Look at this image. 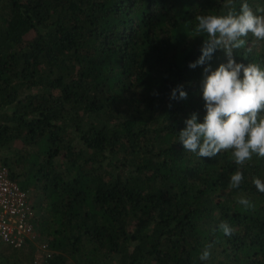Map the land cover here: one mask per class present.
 I'll return each mask as SVG.
<instances>
[{
  "label": "trees",
  "instance_id": "16d2710c",
  "mask_svg": "<svg viewBox=\"0 0 264 264\" xmlns=\"http://www.w3.org/2000/svg\"><path fill=\"white\" fill-rule=\"evenodd\" d=\"M244 2L264 15V0H0V161L35 211L45 264H264V158L241 167L178 142L206 114L195 18ZM233 58L264 67V41L249 34ZM178 85L187 99H170ZM24 248L0 245V264Z\"/></svg>",
  "mask_w": 264,
  "mask_h": 264
},
{
  "label": "clouds",
  "instance_id": "9594fccd",
  "mask_svg": "<svg viewBox=\"0 0 264 264\" xmlns=\"http://www.w3.org/2000/svg\"><path fill=\"white\" fill-rule=\"evenodd\" d=\"M258 11L264 12V9ZM195 19V33L207 39L201 46L200 57L189 67L194 69L207 64L202 81L206 114L203 122H198V114L192 113L178 133V142L185 152L200 158H214L221 152H230V159L243 167L253 156L264 158V67L258 63H237L233 54L244 48L249 34L264 41V15L255 14L244 2L239 13L199 15ZM217 50H223L227 63L212 70L208 62ZM170 99H187L182 85L172 90ZM243 179L238 169L230 177V187L239 188ZM253 184L264 193V181L254 178ZM238 203L245 209L254 207L246 198L239 199ZM218 229L225 236L234 233L226 221H222ZM212 246L206 245L199 257L201 261L210 259Z\"/></svg>",
  "mask_w": 264,
  "mask_h": 264
},
{
  "label": "built area",
  "instance_id": "2783aa9c",
  "mask_svg": "<svg viewBox=\"0 0 264 264\" xmlns=\"http://www.w3.org/2000/svg\"><path fill=\"white\" fill-rule=\"evenodd\" d=\"M35 211L28 195L10 177L8 167L0 161V245L35 249L32 264H45L52 255L48 243L38 240Z\"/></svg>",
  "mask_w": 264,
  "mask_h": 264
},
{
  "label": "rangeland",
  "instance_id": "374dc122",
  "mask_svg": "<svg viewBox=\"0 0 264 264\" xmlns=\"http://www.w3.org/2000/svg\"><path fill=\"white\" fill-rule=\"evenodd\" d=\"M32 252L29 251V248H24L23 250H17L13 251L11 249H7L5 252L8 257L7 264H32L33 257H34V251L35 249L32 248ZM110 264H116L115 262H112Z\"/></svg>",
  "mask_w": 264,
  "mask_h": 264
}]
</instances>
